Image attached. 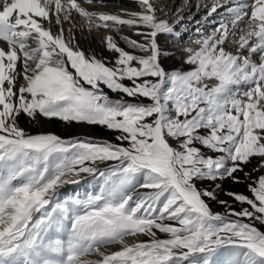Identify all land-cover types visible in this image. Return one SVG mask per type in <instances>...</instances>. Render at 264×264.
<instances>
[{
    "label": "snow or ice",
    "instance_id": "1",
    "mask_svg": "<svg viewBox=\"0 0 264 264\" xmlns=\"http://www.w3.org/2000/svg\"><path fill=\"white\" fill-rule=\"evenodd\" d=\"M137 4L123 18L78 0H0V264H215L222 247L224 264H264V0H214L203 19L215 27L196 28L189 67L172 71L160 39L182 42L187 25L157 0ZM73 11L88 30L138 39L120 36L129 51L103 33L116 56L97 57L65 36ZM22 115L101 126L116 143L33 135ZM240 173L250 196L225 193L240 211L199 187ZM85 176L102 178L98 193L61 198Z\"/></svg>",
    "mask_w": 264,
    "mask_h": 264
},
{
    "label": "rangeland",
    "instance_id": "2",
    "mask_svg": "<svg viewBox=\"0 0 264 264\" xmlns=\"http://www.w3.org/2000/svg\"><path fill=\"white\" fill-rule=\"evenodd\" d=\"M78 2L80 4H83V5H89V6L92 5V6L100 7V8L101 7L107 8L108 7V8L116 9L119 11L121 10L122 12H125L128 15L132 14V13H137L140 11V8L138 7V4H137V0H132V1L129 0L127 2H125L123 0H103V2H96V0H94V2L92 4H88V3L84 2V0H78ZM194 10H195V8L193 9V11ZM158 14L161 16V18L167 19V20H169V22H173L171 20V17L168 15H165L163 11H160ZM192 27H193V25L191 24V28ZM175 31L180 33L181 40H182V42H180V43L191 44V41L189 40V38L184 36V31H183L182 27L176 25ZM127 36L130 37L131 39H138V37L136 35H134L133 31L130 30L129 28H127ZM173 41L178 42L177 40L169 38V37H165V38L160 39V43L164 46V48L170 50L168 52V55L164 59V67L169 71L181 70V69L186 70L189 66L186 65L182 61V59L179 58L175 54V52L173 51ZM117 42L119 43V45L121 47L125 48L126 50L131 51L130 49L127 48V45L124 44L122 39H117ZM83 49L86 52H92L97 57H102V58H105L109 61L113 60L116 56V54L112 51H109L105 45L101 48H98V49H95V48H83ZM125 83L129 84V86H130V82L125 81ZM106 91H108V90L106 89ZM109 95L112 99H119L124 94L112 93L109 91ZM125 99L131 100V98H128L126 96H125ZM144 102L147 103L148 101L145 100ZM19 124L23 129H25L26 132L33 134V135L41 134V133H46V134L52 133V134H56V135H58L64 139L95 138L97 140H106V141H111L113 143H116L115 136L117 133H115L114 131L107 130L106 128L101 127V126H90L87 124H76V123L68 125L65 122L60 121L59 119H55V118L49 119V118H45L42 116L39 117L38 120L33 121L24 115H22L19 118ZM81 127H85L88 130H90L92 133V136L86 137L85 135L80 133L79 130ZM258 164H259V160L257 158H254L252 160V162L245 167V171L250 172L253 178H255L261 174L260 172L253 171V169L255 167H257ZM239 176H240V181H241L240 183H233V181L231 179L226 178L223 181L218 180L215 182H211V181L201 182L199 184V187L210 188V189L217 191L218 200H226L229 202V204L232 205V207L236 211H240L242 209V207H248V206L247 205H241L240 203L235 202L231 197L225 195L226 192H235V193H243L245 195L250 196V193L248 190L249 181L245 180L243 173H240ZM100 179L102 180V178H100ZM141 180H142V177H141ZM217 183L221 184L220 189H215V184H217ZM147 191H149V190L140 188L137 190V192L135 194L139 195L140 193L147 192ZM86 192L88 195H92V194L98 193L99 191L97 192V190H96L93 193H89V191H86ZM61 198L66 199L67 196L62 195ZM209 204H210V207L215 212L223 213L225 211V206L221 205L216 200H210ZM257 227L261 231H264V225H259V223L257 222ZM158 235L161 238H166L164 234L158 233ZM228 255H229V249L223 248V247L218 249L214 255L215 264H224V261L228 258Z\"/></svg>",
    "mask_w": 264,
    "mask_h": 264
},
{
    "label": "bare ground",
    "instance_id": "3",
    "mask_svg": "<svg viewBox=\"0 0 264 264\" xmlns=\"http://www.w3.org/2000/svg\"><path fill=\"white\" fill-rule=\"evenodd\" d=\"M123 1L127 2L129 0H123ZM213 2L214 0H157V6L159 9H161V11L164 12L165 15L170 16L173 22L179 20L181 21L182 24L187 25V28H182V29L184 31V36L188 37L189 40L191 41V37L196 35L195 30L198 26H204L209 30L215 27V25L206 23V21L203 19L207 15L208 7H210ZM81 7L85 8L88 11L121 14L123 18H128V14L122 12L121 10L119 11L108 7L100 8L92 5L89 6L83 4H81ZM194 8L195 10L193 11ZM197 22H199V24ZM191 24L193 25L192 28H191ZM176 25L180 26V24H176ZM63 27L65 29V36H67L68 34L67 30L72 29L81 48H95V49L101 48L105 45L102 42L103 33L113 35L114 38L120 39V36H127V28H128L127 26H122L120 33H117L113 30H105V29H101L99 31H97L96 29L88 30L86 21L78 14H76L74 11H73V20L71 22L65 21ZM186 47L195 48L197 46L193 43L182 44L180 42L173 41V51L179 58L182 59L183 62L184 59L181 50ZM79 131L86 137L92 136L91 131L85 127H81ZM101 187H102V180L100 178L85 176V178L82 179L79 183L76 184L70 183L64 185L62 188L59 189V192L61 196L66 195L67 198H72L77 194L79 195V197L83 198L88 195L86 191H89V193H93L94 191L97 190L98 192L100 191Z\"/></svg>",
    "mask_w": 264,
    "mask_h": 264
}]
</instances>
